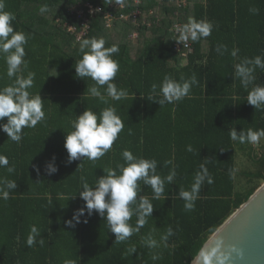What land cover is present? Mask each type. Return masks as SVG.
<instances>
[{
    "label": "trees",
    "instance_id": "trees-1",
    "mask_svg": "<svg viewBox=\"0 0 264 264\" xmlns=\"http://www.w3.org/2000/svg\"><path fill=\"white\" fill-rule=\"evenodd\" d=\"M85 1L100 6L103 12L110 11L112 2L125 4L126 12L133 8L132 0H66V6ZM3 2L4 11L15 15L14 30L27 37L24 47L28 69L17 75L35 72L34 86L29 91L41 97L45 119L34 128H24L19 142L11 141L2 130L7 118L0 120V155L9 160L7 166L0 167V196L8 193L6 200L0 198V264H190L207 239L260 186L235 192L230 172L235 168L237 146L241 150L248 147V156L257 162L256 170L245 177L264 181L261 141L256 158L254 144L230 138L233 130L239 137L248 129H264V104L254 108L247 102L252 87H264V69L255 68V80L247 88L235 71L236 64L257 56L264 62V0H187L182 7L169 0L162 4L145 0L144 11L156 6L162 11L159 24L144 29L134 45L129 40H106L105 47H119L112 56L119 63L112 82L128 92L119 101L106 97L107 104L89 94L95 82L75 72L83 53L77 46L80 43L64 29L65 23L74 22L68 10L56 15L61 18L59 24L56 17L52 21L55 34L63 42L59 45L49 40L52 34L22 22L24 13L39 0ZM44 4L51 6L53 0H44ZM189 18L211 23L212 31L206 38L190 39L192 52L182 58L173 50L171 28L176 23L186 24ZM104 26L103 14L97 15L84 39H98ZM148 31L152 36L145 43L142 36ZM6 70L0 57V87L16 79H9ZM165 75L178 82L195 78V83L180 101L161 104L164 97L159 85ZM153 84L157 85L155 91ZM105 88L99 87V91L104 94ZM109 106L116 109L124 123L112 149L94 162L85 157L70 162L64 143L73 130L72 122L86 110L99 114ZM125 149L135 156L156 160L161 177L173 170L176 175L171 183H165L164 195L152 200L148 223L128 241L116 243L106 218L95 211L88 215L79 196L83 191L80 178L83 176L94 187L95 181L106 175L104 169L123 163L121 152ZM49 166L56 171L51 172ZM201 166L208 169L214 182L208 184L205 180L194 209L186 211L179 192L190 190ZM13 181L15 188H9ZM141 189L138 199L140 195L151 199V188L141 183ZM79 209H84V215L77 221L74 216ZM135 220L133 217L130 223L135 225ZM32 227L36 233L29 246L27 238ZM169 228L173 235L167 241L161 240ZM142 238H154L160 248L166 247L160 250V259L152 260L153 253ZM132 245L136 251L130 254L127 250Z\"/></svg>",
    "mask_w": 264,
    "mask_h": 264
},
{
    "label": "clouds",
    "instance_id": "clouds-1",
    "mask_svg": "<svg viewBox=\"0 0 264 264\" xmlns=\"http://www.w3.org/2000/svg\"><path fill=\"white\" fill-rule=\"evenodd\" d=\"M40 11L41 13L48 11L47 5L41 7ZM251 11L258 10L251 9ZM14 20L15 15L9 11H4V2L0 0V57L3 58L7 66L6 76L9 79L16 77L14 83L0 87V120L7 118V124L2 126V130L11 141L19 142L22 139V130L36 127L45 119V112L41 97L38 94L32 95L29 91L34 86L35 72L27 71L26 76L17 75L28 69L24 47L27 43V37L25 33L14 30L12 26ZM176 30L180 40L197 41L211 34L212 25L204 20L196 21L189 18L186 24L178 26ZM105 43L106 41L102 37L81 40L79 48L83 55L75 64V72L78 77H87L94 81V86L89 88V94L107 104L106 97L119 101L127 97L128 92L122 88L118 89L117 85L112 82L119 71V63L112 56L119 52V47L117 45L105 47ZM236 54V51L232 52L233 57ZM256 67L264 69V62L259 56L235 65L236 74L241 78L246 88L255 80ZM193 83H195V78L191 81L181 78L178 82L171 76L165 75L159 85L160 93L164 97L160 103L180 101L189 94ZM105 85V93L102 94L99 87ZM156 87L157 85L153 84L152 90L155 91ZM149 98L151 99V96ZM247 102L254 108H260L264 104V87L259 85L252 87L248 92ZM71 127L73 130L66 135L64 143L69 161L85 157L94 162L112 149L119 133L124 128V123L116 114V109L109 106L99 114L91 109L84 111L72 122ZM230 138L240 143L256 144L261 138H264V129L255 131L248 129L246 135L242 133L239 137L233 130L230 132ZM191 150L189 147L188 151ZM121 157L123 163L118 164L116 168L104 169L106 175L96 180L94 187H91L82 176L80 179L83 191L79 193L80 198L85 202L88 215L95 211L101 217L106 218L107 226L115 235L116 243L128 241L148 223V218L151 216L154 207L152 200H159L164 195L165 183H171L176 175L175 170H173L166 177H161L157 174L156 160L135 156L127 149L121 152ZM167 163H171V161ZM8 164L7 156L0 155V167ZM49 168L51 172L56 171L51 166ZM12 170L8 169V171ZM234 175L235 170H232L230 176L234 177ZM206 179L208 184L214 182L208 169L201 166V171L196 173L190 190L181 189L179 192L186 211L194 209L201 185ZM141 183L151 188V199L145 195H140L138 199V194L142 191ZM15 186L14 181L8 184L9 188H15ZM0 198L6 200L8 193L3 192ZM81 215H84V209H79L74 219L78 221V217ZM133 217L136 218L135 225L130 223ZM69 224H71L70 221ZM34 233H36V228L32 227L27 238L29 246L33 244ZM172 235L173 229L169 228L167 235L162 236L161 240L167 241L168 237ZM141 242L152 251V260L154 261L160 259V250L166 248H160L154 238H148L146 241L142 238ZM127 251L130 254L134 253L136 251L135 245L130 246ZM197 259H202L203 264H210L212 255L201 252ZM223 259L226 260L227 256H224ZM65 264H72V262L67 261Z\"/></svg>",
    "mask_w": 264,
    "mask_h": 264
},
{
    "label": "water",
    "instance_id": "water-1",
    "mask_svg": "<svg viewBox=\"0 0 264 264\" xmlns=\"http://www.w3.org/2000/svg\"><path fill=\"white\" fill-rule=\"evenodd\" d=\"M201 252L212 255L210 264H264V183L216 229L190 264H203L197 259Z\"/></svg>",
    "mask_w": 264,
    "mask_h": 264
},
{
    "label": "built area",
    "instance_id": "built-area-1",
    "mask_svg": "<svg viewBox=\"0 0 264 264\" xmlns=\"http://www.w3.org/2000/svg\"><path fill=\"white\" fill-rule=\"evenodd\" d=\"M144 2L145 0H132L131 3L133 8L127 12V6L125 4L112 2L109 5L110 11L103 12L100 6L94 5L89 1H85L84 3H80V5H76L69 10V15L74 18V22L65 23L64 29L68 34L73 36L76 43H80V41L83 40L89 33L92 20L99 14H103V19L107 27L110 26L109 24L111 21L116 20L121 23L130 22L136 28L141 26L151 28L152 24L157 25L160 20L158 19V15L152 11L153 9L149 8L146 12L142 9ZM157 3L162 4L164 3V0H157ZM168 3H175L178 7H182L187 5V0H169ZM145 14L148 17L153 18V20L149 19L145 21ZM178 26L181 25L176 23L171 28V32L175 38V41L173 42V50L182 58H186L187 55L192 52L191 42L190 39L184 41L179 39V33L176 30ZM132 34L136 37L137 31H134Z\"/></svg>",
    "mask_w": 264,
    "mask_h": 264
},
{
    "label": "rangeland",
    "instance_id": "rangeland-1",
    "mask_svg": "<svg viewBox=\"0 0 264 264\" xmlns=\"http://www.w3.org/2000/svg\"><path fill=\"white\" fill-rule=\"evenodd\" d=\"M43 2H44V0H39L38 4L37 5L35 4L34 6L40 7L41 5H43ZM76 5H80V3H78ZM25 7L26 6H24L23 9H25ZM28 8H30V6ZM27 12L28 11H26V13ZM162 14L163 13L161 11V15ZM24 18L26 19L25 13L22 17V22L26 23L27 20L25 22ZM111 22H113V21H111ZM109 25H111V23ZM128 32H129L128 27H126L123 24L121 27H119V25L117 24L115 26V28H111V29L105 25V27H103L102 31L97 35V37H98V39L102 37L105 39V41L111 40V41H116V42L117 41L125 42V41L129 40L133 45L136 43H139V38H138V41H136L138 35L135 37L132 33H131L132 35L128 34ZM63 36L65 39H67L66 35L63 34ZM151 36H152L151 32L148 31V33L146 35L143 34L142 40L146 43V42L150 41ZM134 41H136V42H134ZM79 45L80 44L77 45L78 48H79ZM260 141L264 145V138H261ZM243 145H245V144H243ZM254 146L256 148L253 149L254 150L253 155H255V157L257 158L259 156L260 149H259V147H257L258 146L257 143L254 144ZM239 148H238V146L236 147V158H235V168H234V170H235V175H234L235 192H242V191L249 189L252 186H259V185H262L264 183V181H260V180H256V179L249 180L245 177L246 173L254 172L256 170L257 162H256V160H254L253 158H250L248 156V151H249L248 147L243 148L242 150Z\"/></svg>",
    "mask_w": 264,
    "mask_h": 264
},
{
    "label": "crops",
    "instance_id": "crops-1",
    "mask_svg": "<svg viewBox=\"0 0 264 264\" xmlns=\"http://www.w3.org/2000/svg\"><path fill=\"white\" fill-rule=\"evenodd\" d=\"M47 4L41 5L40 7L38 6H34L33 8H30L29 10H27L28 12L25 13L26 19L25 22L27 20V24H31L34 28L36 29H42L45 33L52 34V37H48L49 40L53 39V41H56L59 45H62V40L60 38V36L55 34V30L52 24L53 19L56 17L57 14H62L63 10H71L74 6L76 5H72L71 7H67L66 6V0H53V4L51 6H48V11L41 13L40 9L41 7L45 6ZM154 11V13H156L158 15V19L160 20V18L162 17L161 15V10L159 8H152ZM147 11V10H146ZM59 17L55 18V22L59 24L60 22ZM153 20L151 17H148L146 14L144 16V20ZM59 21V22H58ZM119 25V27L123 25H125L126 27H128L129 32L128 34L131 35V33H133L134 31H137V40L138 38L141 39V35L142 33H144L146 30L144 29H148L146 26H141L139 28H136L134 25H132L130 22H118V21H113L111 22V25L108 28H115L116 25ZM159 24V23H158ZM130 25V26H128ZM132 26V27H131ZM105 27V26H104ZM134 41V42H136Z\"/></svg>",
    "mask_w": 264,
    "mask_h": 264
}]
</instances>
